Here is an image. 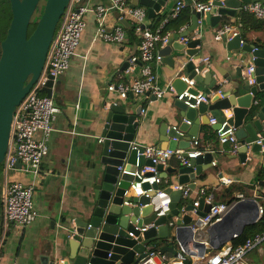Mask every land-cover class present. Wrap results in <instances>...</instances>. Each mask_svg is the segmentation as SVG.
<instances>
[{
  "label": "water",
  "instance_id": "95a60500",
  "mask_svg": "<svg viewBox=\"0 0 264 264\" xmlns=\"http://www.w3.org/2000/svg\"><path fill=\"white\" fill-rule=\"evenodd\" d=\"M12 19L5 38L1 42L0 55V165L2 164L10 141L11 124L18 105L28 94L41 75L46 63L49 47L54 38L57 26L71 0H45L43 13L37 21L35 29L30 33V24L42 0H9ZM170 0H132L131 5L144 6L150 17L160 12ZM188 5L193 0H185ZM262 2L264 0H213L210 11L203 13L193 9L191 24L185 33H171L161 54L174 64L173 50L185 52L188 59L185 67L190 78L203 82L212 74L200 73L195 60L201 59L200 37L191 38V34L200 28V20L205 17L208 25L216 27L224 17L240 13L245 3ZM116 16L119 12L113 9ZM125 27H130L128 19L120 20ZM230 31L223 41L227 42L230 51L240 49L242 36H233ZM182 37H188L187 43L179 42ZM247 50V51H246ZM241 53L251 54L255 66L256 82L250 84L243 74V66L237 67V77L232 80V94L221 97L217 92L211 96L210 102H201L198 108H187L175 100L174 105L183 108L178 112L184 123L177 126L165 125L162 134V148L188 149L193 137L199 133L201 119L198 113L210 112V117L216 123L211 124L214 132L224 122L233 125L236 131L238 156L243 163L248 153H260L264 146V47H252L244 44ZM129 60L122 68L129 67ZM214 79V78H213ZM53 80H48L42 91L54 97ZM174 86L181 93L186 84L182 77H177ZM194 91H198L195 90ZM205 93L211 94L212 88H206ZM132 96V94H131ZM176 109V108H175ZM142 107L132 110L124 103H112L103 113L104 140L98 147L97 157L99 167L96 169V180L92 189L93 206L90 214L76 223V229L68 232V254L63 264H135L146 257L151 245L160 247L162 253L173 255L181 250L187 255H202L207 245L215 247L217 242H225L234 233L242 234L244 228L257 222L259 204L253 198H239L228 214L207 230L208 244L195 238L193 225L199 224L198 219L205 216L213 202L201 198L198 207L193 203L186 205L182 215L179 201L183 197L182 190L165 187L164 190L172 198L171 211L159 216L153 209L150 196L142 195L125 202V191L133 181L131 174L122 173L120 166L136 163V152L131 150L132 142L140 126L139 115ZM228 111H232L228 116ZM190 121L192 124H189ZM207 122L210 123L207 120ZM189 124L188 127L185 125ZM188 134V136L185 135ZM261 140V143H259ZM187 156V153H185ZM261 155V154H260ZM218 152L209 151L190 159V164H179L177 167L165 168L160 165L163 177L178 174V183L196 190L199 183L196 179L204 170L212 167ZM143 162V158H141ZM151 163V161H146ZM21 164L18 162L17 167ZM149 188V184L144 185ZM159 184H154L157 190ZM195 210V213L193 212ZM147 226L141 232L140 228ZM133 233L131 235L130 233ZM42 264H59L50 257H44Z\"/></svg>",
  "mask_w": 264,
  "mask_h": 264
},
{
  "label": "crops",
  "instance_id": "0c3cea01",
  "mask_svg": "<svg viewBox=\"0 0 264 264\" xmlns=\"http://www.w3.org/2000/svg\"><path fill=\"white\" fill-rule=\"evenodd\" d=\"M176 1L170 0L153 17L148 15V25H155L160 17L162 20L166 18ZM209 1L213 0H193L191 11L186 8L182 12V24L178 27L175 22L170 32L185 33L191 24L194 4ZM101 2L111 6L110 0H93L94 4ZM241 14L242 11L233 17H224V21L216 27L208 25L203 17L199 30L191 34V38L200 37L202 40V57L195 60L198 71L203 76L208 71L212 74V79L208 76L203 82L196 81V90L205 92L210 87L214 94L216 90H221V97L231 95L232 80L237 77V67L243 66L244 74L246 67L252 63L251 54L241 53L242 46L246 44L264 47V25L256 26L249 19L242 22ZM255 18L258 19L256 16ZM87 22L88 26L71 65L54 88V99L62 111L54 121L50 149L41 164L42 172L35 176L20 167L12 172L13 178L24 184L36 185L35 203L39 216L29 226H13L10 229L2 248L0 264H42L41 260L46 256L63 264L68 254V232L76 229V223L88 216L90 206H93L92 189L96 180V169L99 167L98 147L101 144L100 138H104L103 113L112 103H124L132 110L142 107L138 117L140 126L132 144L162 146L164 126L184 123L185 119L175 109L176 94L167 88L169 84L174 85L177 77L190 76L185 67L188 59L185 52L172 51L174 64L169 58L164 59V56L161 62L152 63L158 84L167 90L162 98L142 99L132 94L124 99L117 91H110L108 85L129 83L140 76L143 65L138 58L141 34L129 19L131 25L129 28L125 27L124 42H106L96 34L97 20L94 11L88 12ZM117 22L118 17L112 10L108 23L112 25ZM226 23L237 26L243 42L240 49L230 51L227 42L215 39L218 27ZM180 39L179 42H182ZM163 47L159 48L160 53ZM133 57L138 58L136 63L131 61ZM206 58L209 61L206 62ZM126 60H129L130 65L123 69ZM231 114L232 111H228L227 115ZM198 117L201 124L197 137L201 139V147L218 152V156L213 160L212 167L197 177L199 184L196 190H192L189 197L180 199L179 208L197 199L201 200V189H205L206 198L212 196L215 202L253 198L260 206H264V166L260 153L249 152L246 162L243 163L238 151H231L235 144H221L218 139L212 140L213 137L206 131V128H211V124L207 122L211 118L210 112H199ZM188 125L187 123L185 127ZM185 135L188 136L187 133ZM35 137L41 139L43 133L38 131ZM178 165L179 162L173 159L165 168ZM172 179L178 182V174L172 175ZM0 223L2 225V207ZM188 258L192 264L191 256L188 255ZM243 264H264V244L248 253Z\"/></svg>",
  "mask_w": 264,
  "mask_h": 264
},
{
  "label": "built area",
  "instance_id": "2783aa9c",
  "mask_svg": "<svg viewBox=\"0 0 264 264\" xmlns=\"http://www.w3.org/2000/svg\"><path fill=\"white\" fill-rule=\"evenodd\" d=\"M111 6L104 3L94 4L93 0H71L64 14L59 21L54 38L49 47L46 63L43 71L37 81L34 83L28 94L18 105L11 124L10 141L6 156L0 165V202L2 203V233L0 236V260L2 258V248L10 229L14 226L24 228L32 224L39 216L35 203V184H24L19 179L13 178L12 172L17 170V164L20 162V168L25 171L34 173L35 176L41 174V164L48 155L50 149L51 134L54 130V121L62 108L56 102L54 97L46 95L42 89L46 86L48 80H53V88L56 82L67 72L71 61L77 52L81 43L83 34L88 26L87 14L94 11L97 20L96 34L106 42L123 43L126 38V28L121 19H130L137 26L141 34L140 55L139 59L143 62L140 76L129 83H110L108 89L117 91L122 98H127L133 94L139 98H162L166 91L176 94V99L183 102L187 108H198L201 102H210L211 94L194 91L196 80L194 78L182 77L186 84L185 89L178 93L173 84H169L167 90L158 84V78L152 68L153 62H161L163 55L159 48L165 46L169 40L171 32H164L165 25L173 19L178 18L186 9L185 0H177L169 15L160 21L155 27L148 25V10L144 6L133 7L132 0H110ZM213 1L206 3L197 2L194 9L203 13L210 11ZM116 9L119 12L118 22L110 25L108 16L110 12ZM241 11L254 14L258 19L264 20V3L251 2L245 3ZM202 20V19H201ZM201 20L199 22H201ZM234 30L233 36L239 31L237 26L226 23L218 27L215 33L216 40H223L230 31ZM182 42L187 43L189 38L182 37ZM243 45V42L241 43ZM137 57L131 59L136 63ZM205 61H209L206 58ZM255 66L249 64L244 76L248 78L250 84L256 82L254 78ZM196 90V89H195ZM216 92L223 96L221 90ZM79 107V105H76ZM176 111L181 112L183 108L175 106ZM191 124L190 121H187ZM215 118H210V124H215ZM41 131L43 137L37 139L36 133ZM237 129L233 125L224 122L217 130L218 140L221 144L233 143L232 152H237L239 147L236 137ZM104 138H100L102 142ZM261 143V140H259ZM131 150L136 152V163H128L120 166L122 173L131 174L134 178L130 187L125 191V202L129 203L133 198L149 195L154 211L159 215H166L171 211L172 198L164 188L172 187L173 190H182L183 197L190 196L192 189L178 182H174L172 175L162 176L159 166H166L170 160H176L179 164H190L191 158H196L209 151L208 148L201 147V139L193 137L191 146L188 149H170L162 148L158 145H140L133 143ZM187 153V156L185 155ZM263 158L264 166V146L260 152ZM143 158V162H141ZM151 161V163H146ZM215 164V163H214ZM149 184V188H145ZM154 184L160 187L155 190ZM205 189L200 190V196L206 198ZM207 202H213L212 196L206 198ZM200 200L193 202L198 207ZM237 201V200H236ZM233 202H213L209 212L198 219L199 224L193 225L195 238L208 244L207 230L220 222L236 204ZM185 207L182 206L180 211L185 214ZM195 213V210L193 211ZM264 215V206H259L258 219L261 220ZM147 226L140 228L143 232ZM133 235V233H130ZM239 233H234L232 238L225 242H217L215 247L207 245L202 255L191 256L192 264H243L246 256L255 248L264 244V232L257 234L253 238L247 239L240 244H234L233 239L239 237ZM188 255L179 250L173 255L162 253L160 250L149 248L146 257L135 264H187Z\"/></svg>",
  "mask_w": 264,
  "mask_h": 264
},
{
  "label": "trees",
  "instance_id": "16d2710c",
  "mask_svg": "<svg viewBox=\"0 0 264 264\" xmlns=\"http://www.w3.org/2000/svg\"><path fill=\"white\" fill-rule=\"evenodd\" d=\"M44 3H45V0H43L40 3V5H39V7H38V9L36 11V14L34 15V17L32 19V22L30 24V30H29L30 33L35 29V27L37 25V21H38V19L40 18V16L43 13ZM186 8H187L186 10L190 9V11H191V6L190 5H188ZM5 9H6V11H8V9H9V11H10L9 17H10V21H11V19H12V11H11V6H10V1L9 0H0V11L1 10L4 11ZM181 15L178 18H176V19L170 20L165 25L164 32H170L171 28L173 27L175 22L177 23V26L179 27L182 24V22H180ZM241 15H242V22H245V20L249 19L250 21H252V24H254L256 26L264 25V22H262V20L256 19L255 16L252 15V13H250V12L242 11ZM161 20L162 19L160 17L158 19V21L155 23V25H153L152 27H155ZM10 21H9V25H10ZM9 25H7V29L9 28ZM6 32H7V30H6ZM4 38H5V36H4V34H2V30H0V55H1V42H2V40ZM256 47H258V46H256ZM206 131L208 132V134H210L211 137H213L212 140L214 139L216 141L218 139L217 132L215 133L214 131L211 130V128H206ZM233 201H235V200H230L229 202H233ZM1 207H2V205H1V202H0V217H1ZM263 232H264V215H263L261 220L255 222V223L247 225L244 228V231L242 232V234H240L238 238L233 239V243L234 244L243 243L247 239L253 238L257 234H260V233H263ZM1 233H2V225L0 223V236H1ZM153 249L158 251V250H160V247L156 245V246L153 247ZM187 264H191V259L190 258H188Z\"/></svg>",
  "mask_w": 264,
  "mask_h": 264
},
{
  "label": "rangeland",
  "instance_id": "374dc122",
  "mask_svg": "<svg viewBox=\"0 0 264 264\" xmlns=\"http://www.w3.org/2000/svg\"><path fill=\"white\" fill-rule=\"evenodd\" d=\"M9 14H10L9 9L8 11H6V9L4 11L2 10L0 11V30H2V34H4V36H6L7 34L6 30H8L7 25H9V21H10Z\"/></svg>",
  "mask_w": 264,
  "mask_h": 264
},
{
  "label": "flooded vegetation",
  "instance_id": "af4514ba",
  "mask_svg": "<svg viewBox=\"0 0 264 264\" xmlns=\"http://www.w3.org/2000/svg\"><path fill=\"white\" fill-rule=\"evenodd\" d=\"M42 1H43V0H42ZM42 1H41V2H42ZM41 2H40V3H41ZM11 11H12V10H11Z\"/></svg>",
  "mask_w": 264,
  "mask_h": 264
},
{
  "label": "clouds",
  "instance_id": "9594fccd",
  "mask_svg": "<svg viewBox=\"0 0 264 264\" xmlns=\"http://www.w3.org/2000/svg\"><path fill=\"white\" fill-rule=\"evenodd\" d=\"M236 201V200H235ZM215 202V201H214ZM260 206V205H259Z\"/></svg>",
  "mask_w": 264,
  "mask_h": 264
}]
</instances>
